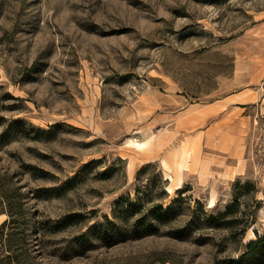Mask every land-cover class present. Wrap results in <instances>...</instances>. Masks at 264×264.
I'll return each instance as SVG.
<instances>
[{"label":"rangeland","instance_id":"374dc122","mask_svg":"<svg viewBox=\"0 0 264 264\" xmlns=\"http://www.w3.org/2000/svg\"><path fill=\"white\" fill-rule=\"evenodd\" d=\"M0 194V264H264V0H0Z\"/></svg>","mask_w":264,"mask_h":264},{"label":"trees","instance_id":"16d2710c","mask_svg":"<svg viewBox=\"0 0 264 264\" xmlns=\"http://www.w3.org/2000/svg\"><path fill=\"white\" fill-rule=\"evenodd\" d=\"M0 197H1V199H3V196L0 194ZM5 201V200H4ZM3 203H5L6 204V201L5 202H3ZM9 207H10V204H7ZM8 214H9V221L7 222V221H5L3 224H2V226L4 227L6 224H10V226H11V228H10V231H13V229H14V227H15V225H16V220H17V218L15 217V214H13V212L11 211V210H9L8 211ZM76 217V215H71V216H68V219L69 220H71V219H73V218H75ZM158 221H162L163 222V218H162V216L161 217H159L158 218ZM7 222V223H6ZM6 223V224H5ZM262 239H264V236L263 237H261V238H259L257 241H254V240H251L249 243H248V245L249 246H252V245H254L255 243H259V242H261L262 241Z\"/></svg>","mask_w":264,"mask_h":264},{"label":"bare ground","instance_id":"6f19581e","mask_svg":"<svg viewBox=\"0 0 264 264\" xmlns=\"http://www.w3.org/2000/svg\"><path fill=\"white\" fill-rule=\"evenodd\" d=\"M146 143H147V142H133V145H135V146L138 147V148H143V147L146 146ZM188 154H189V150H188V148H187L186 146H183L182 149H181V161H180V166H181L182 160L185 159V158L188 156ZM167 179H171V180H173L172 176H171V177L168 176ZM179 187H180V186L177 184V185H176V188H179ZM168 191H169V192L171 191V188H170V187L168 188ZM209 202H210V203H209V206H210V207L213 206V201L211 200V201H209Z\"/></svg>","mask_w":264,"mask_h":264}]
</instances>
